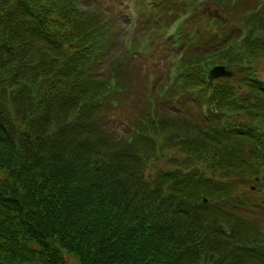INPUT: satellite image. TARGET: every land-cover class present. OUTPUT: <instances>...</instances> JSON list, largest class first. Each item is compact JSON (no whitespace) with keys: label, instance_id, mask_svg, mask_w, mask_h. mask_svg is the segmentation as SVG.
Wrapping results in <instances>:
<instances>
[{"label":"trees","instance_id":"1","mask_svg":"<svg viewBox=\"0 0 264 264\" xmlns=\"http://www.w3.org/2000/svg\"><path fill=\"white\" fill-rule=\"evenodd\" d=\"M211 1L229 24L201 15ZM152 4L136 3L132 51L170 70L118 136L141 56L112 55L117 14L0 0V264H264V196L227 189L231 173L264 186V0ZM219 57L236 75L211 82Z\"/></svg>","mask_w":264,"mask_h":264},{"label":"rangeland","instance_id":"2","mask_svg":"<svg viewBox=\"0 0 264 264\" xmlns=\"http://www.w3.org/2000/svg\"><path fill=\"white\" fill-rule=\"evenodd\" d=\"M104 0H90V3H98L101 4L104 11L109 12V9H111L113 12L117 14V17L122 19L118 20L120 25L119 27V37H118V45L115 47L112 55L114 57H119L118 55L120 53H130L134 56L139 55L141 58L138 59V66L136 68L137 72L135 75H129L128 79L130 82H134V93L127 96L124 99H119L120 96L117 98L119 99V106H116L115 110L111 113V127L113 128L114 132L118 136L125 135L127 132V125L129 123L138 122L140 119V112L146 110L148 108V102H146L144 99H149L148 94L150 92H155L153 89V81L155 82V79L157 78V81H166V72L170 70H167L169 63L167 64V60L169 61V57H162V53H159L158 51H152L151 57L148 55H143L139 52L132 51L133 42L135 41H141V37L146 33V30L136 31L134 30V23L139 22V19L141 17L140 14H138L139 9L143 8V6L136 5L140 2V0L131 1V0H118L115 5L110 4L109 2H104ZM153 0H145V4L153 5ZM120 2V3H119ZM110 5V6H108ZM108 7V8H107ZM238 9H235V13ZM200 13L205 18L206 21H208L207 18H213L218 23H221L223 25H227L230 22V13L234 14L232 9L230 7L223 8L219 5H217L215 2H208L205 3L200 7ZM215 14H220L222 17L225 18L224 21L222 19H219L215 16ZM123 23V24H122ZM186 23V22H185ZM183 23V25H185ZM207 26L209 23L206 24ZM214 27V26H213ZM218 29V27H214ZM190 29V28H189ZM134 32V33H133ZM191 32H194L191 30ZM200 35V34H199ZM150 43H153L152 41H149ZM149 43V44H150ZM161 50V49H160ZM222 54L216 55L221 56ZM169 56V55H168ZM112 57V56H111ZM153 58V59H151ZM167 58V59H166ZM119 59V58H118ZM216 59L220 63H216ZM225 57H219L215 58L213 62L211 61L209 64L210 67L207 69V80L209 71L213 69L215 66L218 65H224L223 63L225 61ZM110 58L104 62V67L111 66ZM115 61V60H114ZM172 63V59L170 61ZM253 65L255 66L254 69L258 71V75L261 79L264 81V56L257 58L253 61ZM227 68V67H226ZM228 70H232L231 68H227ZM234 73L235 71L232 70ZM236 75V73H235ZM234 75V77H235ZM232 77V78H234ZM226 77H219L216 79H213V81H218L221 79H225ZM232 78H226L231 80ZM124 96V94H123ZM159 104V103H158ZM157 104V106H158ZM235 114V113H234ZM138 117V118H137ZM229 176V175H228ZM228 181V194L230 202L231 199H234L236 201H245L247 199H261L262 196H264L261 192L264 193V186H262L261 181L256 177L253 181H249L246 176H239L238 178H232V173L230 174V177L227 178ZM227 197L222 196V199H225ZM205 202L208 201V198L204 200ZM230 205V204H229ZM69 259V258H68ZM70 264H78L75 260L69 259Z\"/></svg>","mask_w":264,"mask_h":264},{"label":"water","instance_id":"3","mask_svg":"<svg viewBox=\"0 0 264 264\" xmlns=\"http://www.w3.org/2000/svg\"><path fill=\"white\" fill-rule=\"evenodd\" d=\"M215 16L219 19H222V21L225 20V18L222 17L220 14H215ZM234 75L235 73L232 70H228L226 66L218 65L209 71L208 78L209 80L212 81L213 79H216L219 77L232 78L234 77Z\"/></svg>","mask_w":264,"mask_h":264}]
</instances>
